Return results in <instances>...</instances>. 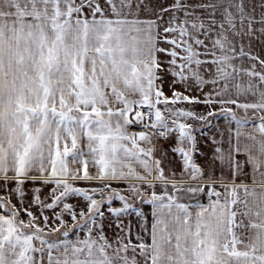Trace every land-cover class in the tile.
I'll use <instances>...</instances> for the list:
<instances>
[{"label":"snow or ice","instance_id":"obj_1","mask_svg":"<svg viewBox=\"0 0 264 264\" xmlns=\"http://www.w3.org/2000/svg\"><path fill=\"white\" fill-rule=\"evenodd\" d=\"M257 36L264 0H0V264H264Z\"/></svg>","mask_w":264,"mask_h":264},{"label":"crops","instance_id":"obj_2","mask_svg":"<svg viewBox=\"0 0 264 264\" xmlns=\"http://www.w3.org/2000/svg\"><path fill=\"white\" fill-rule=\"evenodd\" d=\"M192 2H196V0H192ZM237 43H241V41L237 38ZM245 45H247L248 41L245 40L244 41ZM252 44V53L253 55H258L260 56L261 59H264V37H259L257 36L256 38H254L251 41ZM166 46V45H165ZM162 59H167L166 57H161ZM248 61H245V67L248 66ZM257 70L259 69V66H257ZM171 82V77H167L166 81H165V87H164V91L167 95L171 96V92L169 91L168 88V84ZM177 90L179 91H183V88L180 87L179 85H177ZM209 91V87H205L204 88V92H208ZM186 95H191V96H201V98H203V94L200 93L199 91H192V92H187L185 93ZM182 107H200V106H204V105H195V106H191V105H181ZM240 113H238L239 115ZM249 115H251V113H249ZM211 120V126L209 127H205L202 124L196 123L194 124V127L197 129H203V132L205 133V135H200L199 133H197V139L200 142V149L201 152L204 153L203 156L197 154L194 159L196 160V162L198 164H200L201 166H205L207 163L208 158L211 155V147H210V138L211 137H216V139L220 140L223 139L225 141H227L230 132L229 129H231L232 134L234 135V132L236 130V126L234 123H229V121H226L223 116H216V117H211L209 118ZM136 130V129H134ZM242 131L244 132H251L252 131V127L251 125L246 126L244 129H242ZM242 142H249L246 141L244 139V137H241ZM250 143V142H249ZM161 146L164 147L165 149H170L171 145L168 144L167 142H161ZM157 155H159V153H157ZM240 159H243V157H239ZM166 170L168 167H170L171 169L175 170L177 173H179L180 169H181V162H180V158L175 155L174 153H171L169 151V155L166 158ZM246 171H250V169H246ZM249 183H251V181H248ZM220 191H223V189H219ZM207 189L205 190L206 193ZM202 193L200 194L198 197H196L195 199H192L188 196H185L184 199L181 201L183 203H195L196 201H198L199 203H202L204 205H207L209 203V198L208 196ZM212 199H215V197H212ZM144 211L145 213L148 215V220L149 223L151 222V206L149 205H144ZM129 220L132 221L134 228L136 225V218L135 216H131L128 217ZM107 231V229L105 228V232ZM86 234V231H84V235ZM106 234L109 236V238H112V232L107 231ZM84 236H81V238H83ZM71 239H75L74 236L70 237ZM61 239H63L61 237Z\"/></svg>","mask_w":264,"mask_h":264},{"label":"rangeland","instance_id":"obj_3","mask_svg":"<svg viewBox=\"0 0 264 264\" xmlns=\"http://www.w3.org/2000/svg\"><path fill=\"white\" fill-rule=\"evenodd\" d=\"M191 108H192V110L197 111V112H199V113H206V112H207V108H206L205 106H200V107H197V106H196V107H191ZM78 186H83V183L81 182ZM32 187H34V185H33L31 182H28V183L25 185L26 190H27V189H31ZM156 190L159 192L161 189H160L159 187H157ZM169 190H171V189H169ZM48 191H49V189H48V188H45V189H44V192H43V194H42V197H43V196H47V195H48ZM0 194H3V193H0ZM12 201H13V203H16V197H15V196L12 197ZM30 201H31V195L29 194V196L26 198L25 206H27V204H28ZM67 202H68V203H71V204H73V205H76V206H78V207L83 206V202H82L81 199L78 198V197H72V198H70ZM114 206L119 207L120 205H119L118 202H116ZM17 207H19V204H17ZM31 210H32L33 212H36V211H37L35 208H32ZM37 214H38V213H37ZM47 214H48L49 216H51V212H48ZM21 215H22V218L27 219L26 216H23V214H21ZM65 219L68 220L69 224L72 223L70 217L65 216ZM127 219H128V218H127ZM106 229H107V231H110V232L113 233V229H112V228H107V227H106ZM85 231H86V230H85ZM107 231H106V232H107ZM79 234H80V236H84V231H80ZM73 236H74V235H73ZM74 237H75V236H74ZM49 239H55V237H49Z\"/></svg>","mask_w":264,"mask_h":264}]
</instances>
